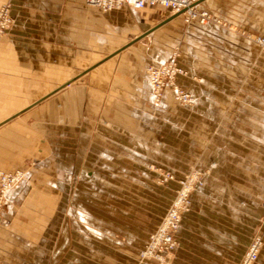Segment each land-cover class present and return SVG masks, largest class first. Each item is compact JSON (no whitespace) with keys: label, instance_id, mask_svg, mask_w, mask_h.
Masks as SVG:
<instances>
[{"label":"crops","instance_id":"0c3cea01","mask_svg":"<svg viewBox=\"0 0 264 264\" xmlns=\"http://www.w3.org/2000/svg\"><path fill=\"white\" fill-rule=\"evenodd\" d=\"M4 3L14 23L0 44V169L28 176L8 192L10 202L34 185L59 196L70 172L92 176L95 154L104 169L109 158L142 153L148 161L132 165L149 167L157 151L166 166L167 155L179 153L185 167L213 173L193 195L173 264H240L253 237L264 235V50L253 40L264 36V0H196L213 16L207 23H186L162 6L105 12L87 0ZM176 49L189 70L177 81L195 94L193 107L178 103L171 87L154 100L147 68ZM208 206L211 223L199 222ZM256 264H264V248Z\"/></svg>","mask_w":264,"mask_h":264},{"label":"rangeland","instance_id":"374dc122","mask_svg":"<svg viewBox=\"0 0 264 264\" xmlns=\"http://www.w3.org/2000/svg\"><path fill=\"white\" fill-rule=\"evenodd\" d=\"M158 64L162 63H152L148 68ZM185 70L183 76H189V70ZM190 93V102L178 103L193 107L196 97ZM95 155L92 176L87 170L70 172L58 188L59 196H56L57 188L47 184L28 187H32L28 196H13L14 202L6 196L0 216L4 209L10 211L0 218V224L5 225L0 228V258L9 256V264H144L146 260H141L140 251L161 225L182 190L183 181H189L190 205L183 212L181 226L176 232L179 240L177 234L184 216L194 210L193 195L207 185L213 167L194 164L187 168L179 153L168 154L165 166L163 153L157 151L156 160L150 162L149 167L132 165L148 161L145 160L147 154L142 153L138 159L131 158V154H127L124 161L109 158L111 167L103 169L99 166V154ZM187 155L194 161L195 154L184 153L183 157ZM116 164L124 170L117 169ZM16 170H22L24 177L12 190L25 184L28 178L23 169L10 171ZM36 193L39 196H33ZM210 209L208 206L204 210L206 213H200L197 220L210 224ZM36 241L53 246L36 249ZM176 253L175 250L167 264L174 263ZM36 258H43V261H36Z\"/></svg>","mask_w":264,"mask_h":264},{"label":"built area","instance_id":"2783aa9c","mask_svg":"<svg viewBox=\"0 0 264 264\" xmlns=\"http://www.w3.org/2000/svg\"><path fill=\"white\" fill-rule=\"evenodd\" d=\"M92 6L108 12L130 6L134 10H142L147 6H162L172 14H181L186 23L198 21L207 23L211 15L207 10L200 9L196 0H87ZM14 23L12 6L4 3L0 6V44ZM254 41L264 50V36H256ZM180 51L174 50L170 58L158 65L148 68V77L152 85L155 102H161L167 87H171L174 98L180 103L192 100L190 92L185 90L177 81L178 76L184 75L186 70L179 63ZM24 177L22 170L7 171L0 169V212L5 198L10 190L15 188ZM167 179V176H166ZM183 187L176 200L166 213L161 225L150 235L146 245L140 251L141 260H155L160 264H167L175 252L178 241L176 232L181 226L183 212L190 205V183L183 181ZM264 247V235L258 233L253 237L248 251L240 264H256Z\"/></svg>","mask_w":264,"mask_h":264},{"label":"water","instance_id":"95a60500","mask_svg":"<svg viewBox=\"0 0 264 264\" xmlns=\"http://www.w3.org/2000/svg\"><path fill=\"white\" fill-rule=\"evenodd\" d=\"M71 82L67 83L66 85L70 84Z\"/></svg>","mask_w":264,"mask_h":264}]
</instances>
